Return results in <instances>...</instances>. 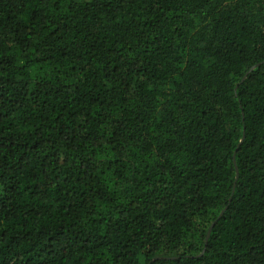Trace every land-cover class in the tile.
<instances>
[{
  "label": "trees",
  "instance_id": "1",
  "mask_svg": "<svg viewBox=\"0 0 264 264\" xmlns=\"http://www.w3.org/2000/svg\"><path fill=\"white\" fill-rule=\"evenodd\" d=\"M0 264H264V0H0Z\"/></svg>",
  "mask_w": 264,
  "mask_h": 264
},
{
  "label": "water",
  "instance_id": "2",
  "mask_svg": "<svg viewBox=\"0 0 264 264\" xmlns=\"http://www.w3.org/2000/svg\"><path fill=\"white\" fill-rule=\"evenodd\" d=\"M235 184H236V182H235ZM235 187V186H234ZM210 233V232H209ZM207 239H208V237H207Z\"/></svg>",
  "mask_w": 264,
  "mask_h": 264
}]
</instances>
